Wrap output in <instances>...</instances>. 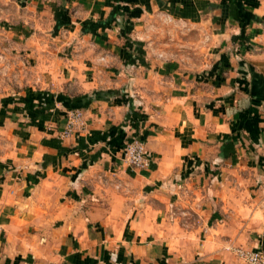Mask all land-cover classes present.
I'll return each instance as SVG.
<instances>
[{
	"label": "crops",
	"instance_id": "obj_1",
	"mask_svg": "<svg viewBox=\"0 0 264 264\" xmlns=\"http://www.w3.org/2000/svg\"><path fill=\"white\" fill-rule=\"evenodd\" d=\"M0 33L24 66L0 93V264L264 251V0H0ZM27 91L80 97L83 127Z\"/></svg>",
	"mask_w": 264,
	"mask_h": 264
},
{
	"label": "built area",
	"instance_id": "obj_2",
	"mask_svg": "<svg viewBox=\"0 0 264 264\" xmlns=\"http://www.w3.org/2000/svg\"><path fill=\"white\" fill-rule=\"evenodd\" d=\"M83 127L82 114L78 108L70 109L67 113L64 128L60 135L67 136ZM123 161L134 168H142L148 165L149 158L144 143L138 136L128 140L122 149ZM234 254L243 264H264V251L255 248L235 246L232 248Z\"/></svg>",
	"mask_w": 264,
	"mask_h": 264
},
{
	"label": "rangeland",
	"instance_id": "obj_3",
	"mask_svg": "<svg viewBox=\"0 0 264 264\" xmlns=\"http://www.w3.org/2000/svg\"><path fill=\"white\" fill-rule=\"evenodd\" d=\"M152 35L160 36L165 40L170 36L167 27L166 30L152 32ZM22 59L20 51L11 48L8 38L0 33V90H2L0 93H12L10 88L17 82V68H24Z\"/></svg>",
	"mask_w": 264,
	"mask_h": 264
},
{
	"label": "trees",
	"instance_id": "obj_4",
	"mask_svg": "<svg viewBox=\"0 0 264 264\" xmlns=\"http://www.w3.org/2000/svg\"><path fill=\"white\" fill-rule=\"evenodd\" d=\"M27 97L30 99H37L38 104L41 102L44 103L43 107L46 108H52L54 106L55 101H59L62 103V105L65 107V109H75V108H80L83 107L84 104L80 103V97H73V98H66L62 96L61 94H57L54 96L52 93H45V92H26ZM34 106V105H33Z\"/></svg>",
	"mask_w": 264,
	"mask_h": 264
}]
</instances>
